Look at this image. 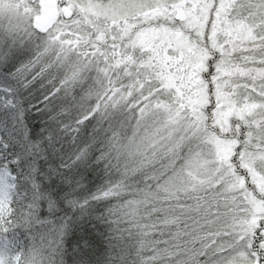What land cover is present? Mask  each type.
Here are the masks:
<instances>
[{"label": "snow or ice", "instance_id": "1", "mask_svg": "<svg viewBox=\"0 0 264 264\" xmlns=\"http://www.w3.org/2000/svg\"><path fill=\"white\" fill-rule=\"evenodd\" d=\"M0 264H264V0H0Z\"/></svg>", "mask_w": 264, "mask_h": 264}]
</instances>
